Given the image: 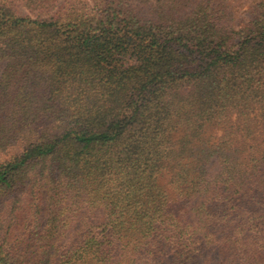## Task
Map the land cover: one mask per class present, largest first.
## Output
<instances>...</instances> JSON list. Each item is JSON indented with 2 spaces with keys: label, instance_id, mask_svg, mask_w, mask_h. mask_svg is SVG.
<instances>
[{
  "label": "trees",
  "instance_id": "obj_1",
  "mask_svg": "<svg viewBox=\"0 0 264 264\" xmlns=\"http://www.w3.org/2000/svg\"><path fill=\"white\" fill-rule=\"evenodd\" d=\"M232 9L0 0V264H264V0Z\"/></svg>",
  "mask_w": 264,
  "mask_h": 264
},
{
  "label": "rangeland",
  "instance_id": "obj_2",
  "mask_svg": "<svg viewBox=\"0 0 264 264\" xmlns=\"http://www.w3.org/2000/svg\"><path fill=\"white\" fill-rule=\"evenodd\" d=\"M229 3L233 7V20L234 24L236 25L240 22L245 21V19L248 17L249 12L251 11V6L255 3V0H229ZM16 8L19 14L22 16H33L31 12L27 11L20 5H17ZM209 133L217 135L219 131L217 132L216 129H212ZM160 181L165 185V181L163 179H161Z\"/></svg>",
  "mask_w": 264,
  "mask_h": 264
}]
</instances>
